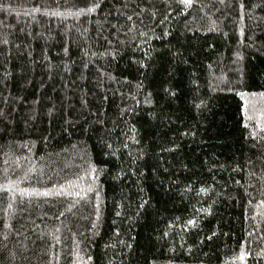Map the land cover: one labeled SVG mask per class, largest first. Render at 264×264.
I'll return each instance as SVG.
<instances>
[{
	"label": "trees",
	"instance_id": "16d2710c",
	"mask_svg": "<svg viewBox=\"0 0 264 264\" xmlns=\"http://www.w3.org/2000/svg\"><path fill=\"white\" fill-rule=\"evenodd\" d=\"M0 264H264V0H0Z\"/></svg>",
	"mask_w": 264,
	"mask_h": 264
},
{
	"label": "snow or ice",
	"instance_id": "6c2138e0",
	"mask_svg": "<svg viewBox=\"0 0 264 264\" xmlns=\"http://www.w3.org/2000/svg\"><path fill=\"white\" fill-rule=\"evenodd\" d=\"M179 3L183 4L185 7H190L192 5V3H193V0H179ZM88 10L92 11L93 9L89 8ZM241 95H243V94H241ZM45 195H47V193H45ZM190 223H191V221H190Z\"/></svg>",
	"mask_w": 264,
	"mask_h": 264
},
{
	"label": "rangeland",
	"instance_id": "374dc122",
	"mask_svg": "<svg viewBox=\"0 0 264 264\" xmlns=\"http://www.w3.org/2000/svg\"><path fill=\"white\" fill-rule=\"evenodd\" d=\"M263 107V106H262Z\"/></svg>",
	"mask_w": 264,
	"mask_h": 264
}]
</instances>
